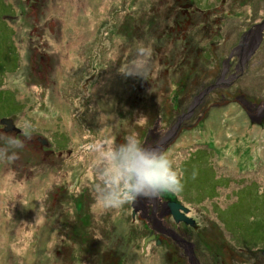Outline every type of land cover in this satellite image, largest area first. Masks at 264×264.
I'll use <instances>...</instances> for the list:
<instances>
[{
    "label": "rangeland",
    "instance_id": "obj_1",
    "mask_svg": "<svg viewBox=\"0 0 264 264\" xmlns=\"http://www.w3.org/2000/svg\"><path fill=\"white\" fill-rule=\"evenodd\" d=\"M244 31L260 48L234 89L263 116L264 0H0V145L24 143L0 164V264H191L167 241L144 251L130 202L94 209V149L128 135L162 149L158 116L178 90L190 109L209 93L212 41L226 58ZM139 40L152 48L148 78L124 72ZM207 96L195 117L221 103ZM231 102L162 150L181 178L167 195L196 221L203 264H264V117Z\"/></svg>",
    "mask_w": 264,
    "mask_h": 264
},
{
    "label": "flooded vegetation",
    "instance_id": "obj_2",
    "mask_svg": "<svg viewBox=\"0 0 264 264\" xmlns=\"http://www.w3.org/2000/svg\"><path fill=\"white\" fill-rule=\"evenodd\" d=\"M254 36L255 33L253 31H244V34L240 37L237 44L232 47H229L228 45L226 58L223 56L225 50L224 46L221 47L220 43L215 44V42L212 41V45L209 49L213 51V55L209 56L207 60H211L212 63H218L216 65H220V70L217 73H215V70L208 74L211 78L210 86H216L211 88V91L209 92L210 94L207 93L203 98L200 99V101H197L200 102V105H203V102L206 101L205 97L207 95L208 99L212 93L217 92L220 95L221 103L219 104L218 100L215 101L214 98L210 104L206 106L207 108L203 111L204 114L195 117L198 102L194 104L192 109H190V106H187L186 104L190 100L185 98L186 94L183 92L184 90H178V93H176L178 94L176 95L177 104H175L176 107H174L173 112H164L163 115L160 114L158 116V119H161L159 124H162L164 131L162 137L161 132H159L160 134L156 135L157 138L161 139L159 143L162 146L165 145L161 150L166 148L168 143H172V141L174 142L179 133L190 130L191 128L197 126V124L200 122L202 125L204 123H210V121L208 122V115L210 116L212 111H214L212 112L213 118H215V116L218 118V114H221L220 110H227L230 108L232 103L231 101L233 100L236 102L238 107L244 110V112H250L249 114L247 113L250 119L251 116H256V123H261L262 117H264V115L261 116L257 111V102L251 99L246 100L239 87L238 90L234 89L235 85L238 83L237 81L245 74L246 65L248 64V69L250 61L255 58L257 52L256 49L260 48L258 46V48L255 49L256 46L253 47L249 45L254 40ZM247 47H253V51L251 50L249 54H245ZM214 50H216L217 55H214ZM219 50L222 54L218 53ZM230 78L231 81L229 82ZM229 90L230 92H234V90H236V95L234 96L235 92L229 93ZM171 95H173V93H171ZM182 111H185L186 114ZM259 115L260 117H258ZM194 117L195 119H193ZM217 121V124H221L219 122L221 121L220 119H217ZM203 133L206 134L205 131H203ZM147 141L148 138L145 140V142ZM174 200H176L174 196L165 194L162 198L157 200L139 198L130 202V206L132 208L131 222L133 225L136 224L132 230L146 231L148 229L150 234H155L154 243L157 246H161L166 243L165 241H167V243L171 244V247L166 249L168 252L173 251L176 254L180 253L182 255L189 256L191 264H193V258L196 259L197 263L195 264H202L198 253L202 251L199 245V242L202 238H198L196 234L197 227L188 225L185 222H176L174 220L173 216L169 213L168 208V202ZM149 233L147 234L148 236Z\"/></svg>",
    "mask_w": 264,
    "mask_h": 264
},
{
    "label": "clouds",
    "instance_id": "obj_3",
    "mask_svg": "<svg viewBox=\"0 0 264 264\" xmlns=\"http://www.w3.org/2000/svg\"><path fill=\"white\" fill-rule=\"evenodd\" d=\"M152 48L145 40L136 41L124 72L149 77ZM27 127V125H25ZM24 147L19 137L8 135L0 145V164L11 165ZM101 161L98 182L94 186V209L101 211L120 208L139 198L157 200L168 193L178 192L181 178L168 156L156 146H147L135 135L106 149H94Z\"/></svg>",
    "mask_w": 264,
    "mask_h": 264
},
{
    "label": "water",
    "instance_id": "obj_4",
    "mask_svg": "<svg viewBox=\"0 0 264 264\" xmlns=\"http://www.w3.org/2000/svg\"><path fill=\"white\" fill-rule=\"evenodd\" d=\"M214 87V86H212ZM210 87V88H212ZM208 90H206L205 93H207ZM4 123H7L9 125V127H13L14 124L11 120L5 119L3 121ZM168 208H169V213L173 216L174 220L176 222H185L188 225H191L193 227H197V224L195 222V220L189 216V208L186 207L185 205H183L180 202L177 201H170L168 202ZM153 239H155V234H151L149 237H147L144 241V251L146 250V247L148 245V243L150 241H152ZM262 254L264 255V250L262 251Z\"/></svg>",
    "mask_w": 264,
    "mask_h": 264
},
{
    "label": "trees",
    "instance_id": "obj_5",
    "mask_svg": "<svg viewBox=\"0 0 264 264\" xmlns=\"http://www.w3.org/2000/svg\"><path fill=\"white\" fill-rule=\"evenodd\" d=\"M210 258H211L212 260H215V257H214V256H213V257L210 256ZM210 258H209V259H210ZM200 259H201V258H200ZM210 261H211V260H210ZM201 262H202V260H201ZM202 264H203V263H202ZM211 264H212V261H211Z\"/></svg>",
    "mask_w": 264,
    "mask_h": 264
},
{
    "label": "bare ground",
    "instance_id": "obj_6",
    "mask_svg": "<svg viewBox=\"0 0 264 264\" xmlns=\"http://www.w3.org/2000/svg\"><path fill=\"white\" fill-rule=\"evenodd\" d=\"M249 45H250V46H254V41H253V43H252V44L250 43ZM195 222H196V221H195Z\"/></svg>",
    "mask_w": 264,
    "mask_h": 264
}]
</instances>
